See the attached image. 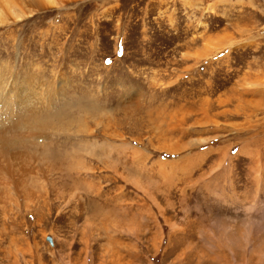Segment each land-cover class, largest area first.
<instances>
[{
	"label": "rangeland",
	"instance_id": "374dc122",
	"mask_svg": "<svg viewBox=\"0 0 264 264\" xmlns=\"http://www.w3.org/2000/svg\"><path fill=\"white\" fill-rule=\"evenodd\" d=\"M65 3L0 28L17 83L81 129L40 152L43 213L14 197V233L0 203V264H264V0Z\"/></svg>",
	"mask_w": 264,
	"mask_h": 264
},
{
	"label": "bare ground",
	"instance_id": "6f19581e",
	"mask_svg": "<svg viewBox=\"0 0 264 264\" xmlns=\"http://www.w3.org/2000/svg\"><path fill=\"white\" fill-rule=\"evenodd\" d=\"M66 1L71 0H0V28L9 27L21 21H28L32 18L34 13L49 8V6H54L58 9L62 8L63 4L68 3H65ZM11 70L13 69L9 66L8 62L0 61V203L10 206L9 213L7 211L5 212L3 209L6 213L4 214V217L8 216L12 218L11 226L13 228L9 229L15 233L16 229H19V217L26 214V212L24 214L14 212L18 208L16 206H19L14 197H17L19 201L22 199V201H20L21 203H19L22 205L24 204L27 209H30L31 207L35 208V212L40 209L43 213L44 208L48 205L47 199L43 200L45 205L41 207L34 199L31 198L32 196H36L35 199H38L41 196H46L45 198H48V192L44 187L46 186V183L44 184V182H49L48 177L50 176L49 169L51 165L50 161L44 156L43 152V156H41V150H44L45 153L49 150L52 137L57 140V137L61 135L78 136L81 133V129L79 130V128H77L74 130L69 125L54 124L53 121H55V119L53 118V120L49 114L51 109L54 108L53 104L58 95H52L50 93L49 83H46V85L37 83V86H22L18 84L19 82L17 83L13 77L14 72ZM42 110L47 112V114H45L46 116L39 114ZM57 115L59 116L58 113ZM52 116L56 115L53 114ZM80 141L87 145V151L90 152V154H87L92 157H95L96 148L99 146L110 147L109 145H105L106 143H102V145H100L96 140L90 141L89 138L86 141ZM78 158L80 160V162L77 163L79 169L90 173V175H94V168L87 166V163H85V156L78 154ZM108 158H110V156ZM99 160L102 161V159ZM109 161L111 160L109 159ZM113 164H110L111 167ZM22 167H24V169H21ZM31 170H38L40 172L31 173L33 172ZM53 191L55 193H59V189H56L55 187ZM90 193H92V195H98L94 189ZM72 197L78 198L80 195L76 194ZM82 205L84 204L82 203ZM94 205L93 208L95 207ZM37 206L39 207L36 208ZM82 209L84 210L83 207ZM48 210L51 211L50 208ZM27 213L30 214L31 211L29 210ZM29 214H27V217ZM9 229L5 222L4 225H1L0 220V231L2 232V234H0V243L2 245H4L7 240H11L14 242L13 244H16V238H5L6 234H10ZM13 244L12 246H14ZM16 252L17 256H14H16L15 260L18 261V259H21L20 255L22 254L19 250Z\"/></svg>",
	"mask_w": 264,
	"mask_h": 264
},
{
	"label": "snow or ice",
	"instance_id": "6c2138e0",
	"mask_svg": "<svg viewBox=\"0 0 264 264\" xmlns=\"http://www.w3.org/2000/svg\"><path fill=\"white\" fill-rule=\"evenodd\" d=\"M106 63H109V64H111V61H106Z\"/></svg>",
	"mask_w": 264,
	"mask_h": 264
},
{
	"label": "water",
	"instance_id": "95a60500",
	"mask_svg": "<svg viewBox=\"0 0 264 264\" xmlns=\"http://www.w3.org/2000/svg\"><path fill=\"white\" fill-rule=\"evenodd\" d=\"M47 240H48V242H51V239L50 238H48Z\"/></svg>",
	"mask_w": 264,
	"mask_h": 264
}]
</instances>
